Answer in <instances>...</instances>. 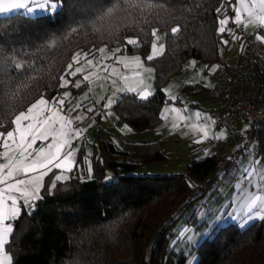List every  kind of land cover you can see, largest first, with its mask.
<instances>
[{
	"label": "trees",
	"instance_id": "1",
	"mask_svg": "<svg viewBox=\"0 0 264 264\" xmlns=\"http://www.w3.org/2000/svg\"><path fill=\"white\" fill-rule=\"evenodd\" d=\"M58 2L62 6L55 13L18 11L0 16L1 131L11 129L15 116L42 95L51 98L68 88L60 87V77L76 52L103 46L126 48L122 54H138L154 66L155 91L149 99L126 92L113 105L119 124L136 133L150 131L162 121L165 83L191 58L219 63L222 40L236 42L227 33H218L216 13L222 9L221 19L231 14L233 0ZM109 8H114L113 13L101 20ZM176 27L180 31L173 35L171 29ZM152 29L165 33V48L147 61ZM128 37L138 38L139 46L126 45ZM17 63L24 68L17 70ZM162 146L157 141L122 149L100 129L93 153L88 156L82 146L69 178L52 189L50 174L34 211H24L13 222L14 232L6 245L13 264H192V259L194 264H264V220L260 219L247 225L224 221L188 253L176 249L174 226L195 202L218 188L215 171L225 155L193 159L178 173L139 174L147 165L172 159ZM192 216L193 225L197 217ZM212 219L202 218L194 228L206 224V231Z\"/></svg>",
	"mask_w": 264,
	"mask_h": 264
},
{
	"label": "snow or ice",
	"instance_id": "2",
	"mask_svg": "<svg viewBox=\"0 0 264 264\" xmlns=\"http://www.w3.org/2000/svg\"><path fill=\"white\" fill-rule=\"evenodd\" d=\"M225 2H229V0H225ZM250 3L251 7L247 0H237L239 7H235L234 17L225 16L223 19L219 16L222 9L217 8L218 33H227L233 39H239L234 30L228 27L230 19L237 28L242 24L264 27V0H250ZM61 6L58 0H0V13L24 10L25 13L31 14L37 9L55 13ZM257 8L259 11L255 10ZM113 11L114 8H109L101 16V20L104 19L105 15H111ZM242 13L246 14V22L242 20ZM179 31V27L171 29L173 35ZM157 33V29H152L153 41L151 52L146 57L147 61H152L164 50V45L159 43L161 38ZM256 39L264 43V36L257 35ZM139 43L138 38H126V45L128 46L138 47ZM222 43L227 45L228 40H222ZM126 50V48L117 47L110 56L102 55L100 60L108 61L116 58V62L119 63V57L116 54ZM97 52L105 53V47L89 49L88 52L83 53L84 62L90 68L99 66L98 62L94 63V59L89 58L90 56L95 57ZM80 55V53H76L73 56V63L67 66L64 75L60 77L61 88H66L71 83V81L65 79L66 76L76 77L77 74L82 73V66L74 68V65H81ZM134 59L137 64L140 63L139 57ZM103 67L105 71L109 70L107 64H104ZM15 68L21 70L24 65L17 63ZM88 79L87 75L83 76V80L87 81ZM136 84H141L142 89L137 90L136 85L133 84L124 88L123 91L135 92L141 100H147L153 95L151 91H148V85L143 84L142 81L137 80ZM73 86L79 89L81 82L77 80ZM68 95V92H64L62 96L58 93L51 98L42 95L26 111H22L15 116L11 122L13 125L12 130L0 131V149H2L0 156L7 161L6 163H0V264H13V257L6 251V245L10 242V234L14 232L12 222L24 214V211H27L28 214L34 211L36 202L42 199L41 192L45 187V179L50 174L58 171L59 174L54 175L51 185V188L55 189L58 182L68 179L66 173H72L78 166L75 157L79 149L72 147V141L81 136L82 130L74 129L72 125L75 121L81 120L82 117L79 115L74 118L71 117L72 112L79 110V104L67 109L64 108L65 97ZM115 102V100L109 99L105 108L110 107ZM86 111L94 112L96 109L88 108ZM173 111L180 110L173 109ZM196 115L199 117L201 113L197 112ZM205 119L209 118L205 117ZM212 123L214 124L215 121H212ZM0 127L4 126L0 125ZM201 131L205 139L213 138L209 137L206 124L201 125ZM214 138L219 139L220 136ZM195 142L202 141L197 140ZM85 161H88V156H85ZM250 164L258 166V170L257 167H253L251 170L242 168L243 180L251 185V190L264 189V166H260L259 160L255 158L250 161ZM88 170L91 173L90 163ZM245 207L247 212L251 213L247 216L245 223L256 218L264 220V196L250 195Z\"/></svg>",
	"mask_w": 264,
	"mask_h": 264
},
{
	"label": "rangeland",
	"instance_id": "3",
	"mask_svg": "<svg viewBox=\"0 0 264 264\" xmlns=\"http://www.w3.org/2000/svg\"><path fill=\"white\" fill-rule=\"evenodd\" d=\"M47 12L49 11H42V13ZM31 14L35 15L37 13ZM157 34L161 38L159 43H162L165 48V33L159 30ZM223 40H227V38H224ZM103 47H105V53L101 54L97 52L95 57H89L94 59V63L98 62L99 64V66L94 68H90L84 62L83 53L85 52H76L81 54V65H74V68L76 66H82L83 71L81 74H77L76 77L66 76L65 79L71 81V83L68 85V88L60 94L62 96L64 92L69 93V95L65 97V109L77 104L80 105L78 111L71 113V117L74 118L79 115L82 119L75 121L72 127L74 129L82 130L81 137L85 135L84 144L87 149L94 148V142L96 141L100 129L109 131L110 133L106 132V134L107 136H109V134L111 135L110 140L114 142L117 140L116 142H118L119 139L117 138V133H115V126L119 124L118 115L113 108V105L124 93H126L123 91L124 88L135 84L137 90H141L142 85L136 84V81L139 80L142 81L143 84L148 85V88L152 92L155 91L154 66L146 63L138 54H116L117 57H119V63L116 62V58L108 61H101L100 57L102 55L110 56L113 52V49L106 46ZM135 57L140 58L139 64L135 61ZM225 60H230V63L237 61L235 43L231 42L229 45L222 44L220 49V61L224 62ZM70 63H73V59ZM104 64L108 65V71L104 70ZM207 64L208 63L198 62L196 59L191 58L184 64L180 71L174 74L172 78L165 83L163 89L167 96V102L163 106L161 114L164 121L168 123V130L170 131L173 129L174 132L169 133L167 130L156 132L154 128L149 132L147 131L148 133H138L136 138L140 137L141 140L147 139L152 141L155 139H161L165 136H170L171 138H168L166 143L163 141L162 149L164 153L168 154V157L172 159L147 165L138 171L139 174L163 175L182 172L189 164H191L193 159L199 160L216 152H218L216 154L220 153L219 148H216L214 144H210L209 146L206 144L207 146H204L205 142H200L202 145H197V142L191 140L193 136L202 133L201 125H207L209 137L214 138L215 130L217 129L216 124L212 123V121L215 120L209 109L211 102L209 89L214 83V71L212 67L217 69L218 62L211 63L213 64L211 68H208ZM84 75L89 77L87 81L83 80ZM125 77H127V79H125ZM77 80L81 82L82 86L79 89L73 86ZM113 81H115V83H113ZM191 83L196 86L194 91L197 92H192L190 94L183 92L186 90V85ZM70 85H72L73 88L69 87ZM182 96H185L186 99L183 100L184 102L182 104H179L176 101L178 98H182ZM109 99H113L116 102L110 107L105 108ZM190 101L200 102L199 107H191L192 105ZM88 108H95L96 111L87 112L86 110ZM165 109H167V111H165ZM173 109H179L180 111H173ZM197 112L201 113L199 117L196 115ZM65 114L67 115V113ZM205 117H208L209 119H205ZM174 125L175 127H173ZM225 129H222L219 134H216V136L220 135L226 137L228 134L227 131L229 132V130ZM8 130H12V128ZM75 140L76 138L73 139L72 142H75ZM82 144L83 143H80L79 146H82ZM231 148L237 149L235 145L228 147L224 154L225 159L215 171V173L219 175L215 183H221L220 191L209 190L202 200L195 202L192 207L186 210L181 220L174 226L173 229L176 231L174 237L178 242L176 245L177 250L184 249L188 253L193 245H196L205 237L204 231L206 229V224L197 228H194L195 225L198 224L202 218H207L208 222L213 216H215L216 204H219L218 202L222 199V195H224V198L229 196L231 181L234 179V182L235 177L241 175L242 168H249V166L252 165L250 164V161L253 159L249 158L246 160L244 153L241 152L240 154H237L235 150L234 152H231ZM0 151H2V149H0ZM0 162L6 163L7 161L0 156ZM260 166H262V164H260ZM237 178L239 182L242 181V178ZM220 204H223V201ZM192 215L197 217L193 225L190 223ZM188 227L192 228L190 229ZM191 261L192 264H194L195 260L192 259Z\"/></svg>",
	"mask_w": 264,
	"mask_h": 264
},
{
	"label": "crops",
	"instance_id": "4",
	"mask_svg": "<svg viewBox=\"0 0 264 264\" xmlns=\"http://www.w3.org/2000/svg\"><path fill=\"white\" fill-rule=\"evenodd\" d=\"M247 2L249 3V6L251 7L250 0H247ZM235 7H239V5L237 4V0H233V11L231 14L227 15L228 17H234ZM255 10L259 11L258 8ZM18 11L24 12V10H16V11H13L11 13H0V16L12 14V13H15ZM40 12L42 13V10L37 9L34 13L39 14ZM43 12H46V11H43ZM242 20L246 22V20H247L246 14L242 13ZM231 24H234V23H232V20L230 19L228 27ZM245 28H246V35L249 38H252L256 41H258L256 39L257 35L264 36V27H257L255 25H247V26H245ZM229 41H231L232 43H235L236 51H238L237 43L234 42V40L232 41L231 39L228 40V43H229ZM258 60H259V65H260V72H259V75H258V78L256 81V86L264 88V55H258ZM229 61L230 60H225V62H228V63H229ZM219 62H221V61H219ZM212 65L213 64H210L209 68H211ZM212 69H214V67H212ZM216 71H217V69H215L213 72L214 83L210 89L215 87L217 84V78L215 75ZM188 86H189V88L186 89L187 92H186V90H184L183 92L188 93V94H190L192 92L193 93L197 92V91H194L196 86H194L192 83L188 84ZM148 91H151V90L148 88ZM185 99H186L185 96H182V98H178L176 102H178L179 104H182L184 102L183 100H185ZM210 100H211V102H210V108L209 109H210V113H211V110L216 108L219 105V102H218V100H215L212 98H210ZM191 105H192L191 107H199L200 102H193L192 101ZM211 115H212V113H211ZM257 115H258V113L256 112V113H252V114L248 115L247 117L241 118L238 121L239 132L242 134H246L248 131L251 119L256 117ZM161 117H162V114H161ZM102 124H103V122H102ZM222 129H225V128H219V129L215 130V137H216V134L217 133L219 134ZM163 130H167L169 133L174 132L173 129L170 131L168 130V123L166 121H164V119L162 117V121L160 122V124H158V126H156L155 131L161 132ZM225 130H227V129H225ZM106 132L110 133L109 131H106ZM148 132H146V133H148ZM115 133H117V138L119 140H118V142H116L117 140H115V142L114 141L113 142L116 143L122 149H128L134 143H149V142H157V141H162V142L165 141V143H166L168 138H171L169 136L170 135L169 134L168 135L169 137L165 136L161 139H155L152 141L147 140V139L141 140L140 137L136 138V135L138 133H136L134 131V129L127 124H117V126H115ZM227 133L228 134L226 135V137L219 135L220 136L219 139L209 138V140L205 139L203 137V134L200 133V134L193 136V138L191 140H193V141L200 140L202 142H205L204 146H207V145L209 146L210 144H214L216 148H219V150H220L219 154H223V155L225 154V151L228 149V147L235 145V147H237V149L231 148L230 149L231 152H234V150L236 151L237 154H240L242 152L245 154L246 160L249 158L250 159L255 158V159L259 160V162H260V164H262V166H264V146H263L264 142H261L260 145L252 144V143L248 142V143L244 144L243 146H241V145H237V143L234 140V137H232L228 131H227ZM108 138L111 139L110 134H109ZM84 139H85V135L83 137L80 136L79 138H76L75 142H72V147L78 148L80 150V148L83 146L85 148L87 155L90 156L93 153V149H87L86 145L84 144ZM80 143H83L82 146H79ZM199 144L202 145L200 142L197 145H199ZM78 152L76 153L75 159H77ZM216 153H218V152H216ZM216 153H214V154H216ZM214 154H212V155H214ZM253 167H257V170H258V166H254V165H250L249 169L251 170ZM55 174H59L58 171H55L52 174L53 178L50 182V187L52 185ZM70 174L71 173H66L68 178H69ZM237 177L242 178V181L239 182ZM237 177H235L234 182H233V180H234L233 179L230 183L231 188L229 189V191H230L229 196L224 198V195H222V199L220 200V202H218L219 204H216L217 205L216 206V214H215V216H213L212 222H211L210 226L208 227V229L205 231V234H207L215 225L221 224L224 221H229V220L235 221V222L238 221V222H240V224L247 225V224H250L256 220H259L258 218H256L254 220H251V221H248L247 223H245L247 216L251 215V213L247 212L245 205L249 200V196L252 194L264 196V189L251 190V185L247 181L243 180L242 173H241V175H239ZM44 184H45V182H44ZM216 184L218 185V188L216 190L220 191L221 183L220 184L216 183ZM237 185H240V186L238 187ZM222 201H223V204H220ZM253 211L255 212L256 210L254 209ZM10 236H11V234H10Z\"/></svg>",
	"mask_w": 264,
	"mask_h": 264
},
{
	"label": "built area",
	"instance_id": "5",
	"mask_svg": "<svg viewBox=\"0 0 264 264\" xmlns=\"http://www.w3.org/2000/svg\"><path fill=\"white\" fill-rule=\"evenodd\" d=\"M229 28L239 37L235 39L237 61L218 63L217 84L209 93L219 105L211 113L217 129L227 128L238 145L248 142L260 145L264 131V88L257 87L256 81L260 72L258 55H264V43L249 38L243 24L239 28L231 24ZM256 112L258 115L251 119L247 133H240L238 121Z\"/></svg>",
	"mask_w": 264,
	"mask_h": 264
}]
</instances>
